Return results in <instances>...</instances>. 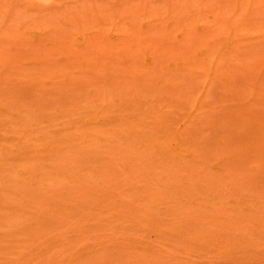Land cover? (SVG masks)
<instances>
[{"label": "rangeland", "instance_id": "rangeland-1", "mask_svg": "<svg viewBox=\"0 0 264 264\" xmlns=\"http://www.w3.org/2000/svg\"><path fill=\"white\" fill-rule=\"evenodd\" d=\"M1 33L4 35L7 33V36H5L7 37L6 45L4 44L5 49H7V51L8 49H12L9 50L11 52L20 50L15 53L17 55L23 51H30V46L28 45H32L33 43L30 44L26 39L29 40L31 36H36L38 39L43 38L45 42L48 41L46 42L47 44L42 43L43 46L41 47L40 43L41 49L38 51V49L34 47L35 50H37L39 54L43 53V56L50 55L55 57V61L62 56L63 52H59V50H61L60 47L65 45H63L65 42L68 48H77V45H79L76 50L85 46L86 41L89 40L87 44H89L90 41L95 43L99 38L102 39L103 36L104 38L106 37L107 40L104 38L102 40L107 42L100 40L103 42H101L102 45L104 42L106 45L108 44L109 47L112 46V44H118V52L120 54L114 48V46L116 47L117 45L112 46L113 49L116 50L115 52H112L114 51L112 49L108 50L106 48L108 46L103 47H105V52H107V50L113 54L117 52L121 56L120 59H117L118 61L115 59L119 58L117 56L118 54L114 57L117 62L114 60L115 63L113 62V65L121 74V77L125 76L123 79L118 77L120 78L118 80L117 76H119V74L117 71V76L115 77L117 79L114 78L116 73H113L111 69V67L113 68L112 65H110L109 70L111 69L112 76L113 74L114 76L111 77V74L109 75L111 77V82L108 80L110 84L107 80L104 82L100 81L99 78L98 83L97 79H94L96 80L94 81L90 77H86V75L90 76L89 73L86 74L88 71H83L86 75L82 73L79 74L80 78L82 75L83 79L86 77V81L82 80V82L84 81L83 83L86 82L84 84L85 86H87L88 79L91 80H88L91 86L95 82L92 87L98 84L101 85V82L105 83L106 86L104 88L110 91H108L109 95L111 94L107 96V90L104 89V96H107L105 98L106 101L108 100L110 102L109 105L107 102L105 103L104 96L102 98L103 93L100 91L98 93L95 91V88L94 92L98 94H95V97L92 96L93 98H89L90 96H88L87 91L90 85L88 84V88L85 89V86L79 83L81 81L78 82L80 85L78 89H84L83 93L85 91V95L87 94V97H85L86 99H84V94L82 92L81 94H83V96L80 98V90L77 91L79 95L76 93L79 98L76 97L77 95L74 93V90H77L78 84L76 87L73 85L75 89L73 86L69 88H72L71 90L74 89V92L71 90L68 91L69 89L67 87L64 89V92H66L65 95L70 94V92H72L71 96L75 94V97H72L73 100L70 99V101L68 99L70 102L65 98V100H62L61 93H63V90H60L65 86H62V88L58 87L57 91L59 90L61 93L59 91L56 92L61 95V99H58L59 95H55H57L58 98L56 97V99L58 101L60 100V103L62 100L59 106H56V104L50 106V103L53 101H47L49 93L54 95L55 92H51V90L55 91L54 89H56V87L46 91L47 88L51 87H47L46 85L45 87L43 85L45 90L40 88V91H37L39 90L38 87L42 85H35L36 88H38L35 91L36 94L32 92L30 98H28L29 96H25V98L27 97V103H31L29 105L36 106L42 104V106L44 105L45 107V104H47L48 106L46 109L43 107L45 111H42L43 109L41 110L39 107L37 109L38 112L41 110L40 112L44 113L43 115L41 113V116L44 118H40L41 116L37 117L34 108L33 110L29 109V111L31 110L30 113L34 111L35 114L33 113V117L39 120L34 118V121L38 122L36 125L34 124L35 126L33 125L37 127L36 131L38 137L40 135V137H42L43 135V137L45 136L44 138H50L48 140H51V138L54 139V133H52L54 131L52 130H56V127L59 126L57 127L59 132L64 129L63 133L67 130L71 131V133L69 132L71 135H69L71 138L76 139L75 137H80L82 134L81 130L87 127L83 122L87 120L93 121V118L94 120L106 118V120H110V124L102 120V124L99 127L91 126L90 128L89 126L90 132L88 131V133L90 134H88V137L91 135V140L93 141L94 139L93 146L102 149V146H111L112 142L115 144L114 141L127 143V140L128 142L131 140L134 143L130 141L131 147L128 143L127 146L130 148L127 147L123 149V151L125 150V154H127L126 151L129 152L127 159L123 160L125 157L122 158V162L125 164L120 162L121 157L119 154L120 150L122 152L121 147H118L120 149L118 151L119 154H117L118 149H116L113 144V147H110L112 150L115 148L116 151L114 150L113 153H111L112 151L109 150V147L101 151L98 149L100 151L98 154L99 157L95 155V158V156H93L94 154L90 155L91 152L89 155L86 154L88 150L81 151L85 149L81 144L80 146L83 148L80 151L82 153L86 152L83 153V158L85 157V159H87V157L89 158V156H91L90 158L93 157V159L96 160L102 157L104 161L100 159L99 162H95L97 164L94 165L95 169L94 167L93 169L91 168L92 171L88 168L89 171L83 169L84 164H82L81 171H78L79 168L75 169V171L77 174L78 172H83V176H81V173V175L78 174V176H76L77 174L73 169L78 166L73 161H70L71 158L68 157V161L75 164L74 166L73 163L69 162L70 169L73 165L71 170L76 174L74 177H70L73 176V172H71L72 174L68 173L70 174L68 176H64L63 174L65 172H63V174L60 172L62 171L60 170V166L59 169L57 168L58 166L56 167L57 170H60L59 172L62 176L68 178H62L58 171H55L54 174L57 172L59 176L57 173L54 175L52 167L48 165L49 169L51 168L52 170L50 171L47 166L45 170L50 171L52 174L49 172L47 173L45 170L44 173H42L44 167L41 168V165H39V167H34L32 164L35 162L34 164L38 165L37 161L43 164H47L48 161L49 164L56 163V160L58 162L57 155L53 153L46 152L47 155L51 154L47 156L45 152H42L44 154L41 155L38 154L39 152L41 153V151L37 150L39 151L37 152L31 150L30 155H32V159H27L30 158V156L28 157L29 154L25 155L26 158L22 156L24 159L20 158L21 160L19 159L17 162L13 163L12 161L15 160L3 159V163L0 164L1 166L4 164L3 168H6L4 161L7 162L6 165L9 161L11 162L8 164L9 166L12 165L10 168L14 167L13 164L15 166L19 164V166H16L17 168L20 167L21 164L22 167H24L23 164L26 165L27 163V165L32 164L29 165L30 168L34 167L38 170L37 172L41 173L38 174L34 168L33 170L30 169V171L33 174L35 170L38 174L37 176L35 173L33 176L30 174L31 177H25V175H23L25 172L21 175L14 172L13 174H18V180L24 178V182L22 181L23 183H21V180L16 182L17 175L15 176L16 180H14V175L11 174V172L16 170H8L10 176L13 177H10V179L7 178V174L9 173L6 171V174V169L2 171L5 175L0 172L2 178H4L3 175L6 176L4 182L10 180L8 184H11V181H15L17 184L21 183L20 186H13L12 184L15 182H12L11 186L14 187L13 189L9 187L10 185H8L7 182L6 184H3V182L0 183L1 185L3 184L2 186L5 185L3 187L4 189L2 187L0 188L2 189L0 190V264H264V208L261 207V205L264 206V173L262 168L254 167L251 159H255V157L252 158L250 154H241L240 141L238 140L239 138H237V133L234 132L236 131L234 130L236 124L234 121L236 120L235 117L233 118L234 115L230 113L234 110L232 105L235 103L233 101L235 97L232 96L235 91L245 92L248 89H254L253 86L255 85V89L257 88V90L254 89V92L257 91L256 93L258 96L257 94L255 96H252L253 94L249 95L248 99L251 100V105L256 102L254 97L258 100L261 93L260 91H262V93L264 91V0H0V44L5 42ZM36 37L34 38L36 42L33 40V37H31V39L39 44L41 40H37ZM16 38H18V41L21 38L23 42H21V44L18 42L16 43ZM23 39H25L27 43L24 42ZM108 42L111 45H109ZM122 42L134 44L132 45L133 49L131 47L130 50L129 45V47L127 45L121 46ZM23 43H26V45H23ZM79 43H81V45ZM37 46L39 48V45ZM100 46L101 44L98 47ZM43 47H46L47 51H45ZM143 47H146V49L142 50ZM64 48H67V46ZM2 49L3 48L0 47V50ZM66 50L64 49V51ZM81 50H79L80 53L84 52L83 50L81 52ZM91 50L92 48L87 51ZM100 50L103 49L101 48ZM2 51L5 50L3 49ZM9 51L6 55H11ZM70 51L71 49H68L69 53ZM35 53L36 52L32 53V56H30L36 58L38 54ZM78 53H76L78 57L75 55H72V57L75 56L80 60ZM84 53L86 54V52ZM112 53L111 55L113 57ZM33 54L35 57H33ZM57 54H60V56ZM64 54L62 57H65ZM91 54L93 55V52ZM106 54L109 53L107 52ZM3 55L4 53L1 56ZM23 55L24 54H20L21 57ZM27 55L28 53L26 56ZM111 55L109 54V58H111ZM106 56L108 59V55ZM31 57H29V60ZM41 57L40 55V58ZM53 57L52 61L54 59ZM62 57L60 61H62ZM122 57L123 59L126 58V60H123ZM65 58L64 60L66 61L71 60V57L67 59L66 56ZM85 58H88V60L93 59H89L91 57L87 56ZM106 58L105 60H107ZM37 59H39V57ZM74 59L73 57V60ZM146 59L148 61H146ZM110 60L112 61L113 59ZM111 61H109L108 64ZM116 63L121 64L117 66L115 65ZM122 64L126 66L129 65V68L132 66L133 68L129 69ZM151 65H153L154 68H152ZM129 73L131 75H129ZM96 74L98 75L97 72H94L96 76L94 78H98ZM99 74L100 76L102 75V73ZM132 75H135L139 80L134 76L130 77ZM135 79L138 81H135ZM101 80H103V78H101ZM11 83H9L10 87L15 89L12 85L16 82ZM104 83L101 85L102 87ZM99 85L98 87H100ZM15 87H19L18 84ZM20 88L22 89V84L19 89ZM9 89L7 90L9 91ZM19 89L17 90L19 91ZM41 89L48 92V95L44 92L46 94L44 96V93H41ZM11 90L12 89H10V91ZM94 92L92 95H94ZM244 92L242 93L246 96V93L250 91ZM100 93L101 96H98ZM242 93L240 92L238 96L240 97ZM41 95L42 98L46 97L47 99H43V102L47 101L48 103L44 102L43 104L40 102V100L42 101ZM65 95H63V97ZM36 96L39 98H32H36ZM261 98L262 96L260 99ZM19 99H17V101H19ZM22 99L24 102L25 99L23 96ZM28 99H30V102ZM87 99L88 101L91 100L92 103L88 106H84V103L85 105L88 104L86 103ZM34 100H38L40 103L38 104V101L33 102ZM120 100L124 102L127 100L131 103L140 101V103L137 102L138 105L135 104L137 108L139 107V114L133 111L136 107H134L135 109L133 108L131 112H127L130 110L129 107H127L129 110L125 108L127 104L124 107L127 111L124 108V111L122 108L118 107V109L114 103ZM17 101L16 103L18 104ZM26 101L25 104H22L27 105ZM20 102H22V100H20ZM96 102H100L98 104L100 106H103L105 103L107 104L106 106L111 107L110 109L106 107L108 110L101 109L100 113L98 112V114L95 115L100 108V106L96 105ZM129 103L128 106L131 104ZM263 103H261V105ZM261 105L259 106L262 107ZM18 106L21 107L20 104H18ZM132 106L133 105H131V107ZM253 107L257 108L256 110H262V108H259L256 104L253 105ZM24 108L25 110H23V113L26 115L28 108ZM146 108L152 112L149 113ZM120 109H122L121 111L124 113H120ZM156 109L157 112H154ZM143 110L146 111V114H143L147 117L146 119H148L147 115L152 117L161 112L163 115L161 120L162 126L168 128L164 130L161 129V133H159L157 128L156 130L153 129L154 127L152 128V132L148 129L149 134L150 132L151 134L154 133V130L158 132V134L155 132L156 135L154 136L155 139L157 138L156 141L151 140L152 142H158L160 147H167L170 146L168 144L170 140L172 143L180 141V139L170 137L168 134V130L176 129L179 132L180 138L184 140V146L176 147L173 153L183 156V154L188 152V148L193 149L194 147H199L200 152L204 148L205 150L203 149V151L207 150V154L209 152L210 155H213V157L211 156L212 158L219 157V160L221 158L225 160L223 163L224 167L222 166V172L216 174L218 172L212 170L211 167L198 165L196 168L192 167L189 170H178V173L177 171H173L172 175H170V170H172L169 166L170 161L157 160V163H164L163 165L166 163L169 164L170 170L168 169L166 171L168 174L170 172L168 176L176 175L172 178H168L167 176V180L164 181H169L170 179V184L164 182L167 186L163 188L162 186H165V184L163 185L161 182L166 178L167 173L165 172V177L164 175L161 177L159 172L163 171L164 173V169H167L168 166L166 165L167 168H164L165 166L162 167L159 163L160 170L157 163L155 162L156 165H154V161L152 162V160H150L158 159L159 155H157V151L150 146L151 143L150 145L148 144L150 140L147 142L149 139L148 136H150V138L152 137L148 134V130L146 131L148 139L141 138L143 136L145 137V131L142 133V129H144L143 126H137V129L140 128L141 132L140 130H136L135 127V132L138 131L137 134H142V136H137V134H131V136L126 131H123V133L126 132V137L123 135L124 138L122 137V139H120L122 134L119 133L125 130V122L129 121L133 123L131 118L135 115L134 112L139 118L145 119V117L142 116V112L144 113ZM30 113H27L28 116ZM128 113H132L131 116ZM39 114L40 113H38V115ZM99 114L102 119H100ZM30 115H32V113ZM84 118L86 119L82 122ZM118 118L120 121L116 120ZM30 119L31 123H36L32 122L31 116ZM121 119H125L123 120L125 122L122 128L120 122L123 121H121ZM150 119L151 118H149L148 121H150ZM111 121H119V124L114 122L112 124L114 125L113 127ZM82 123L83 125H81ZM52 124H54V126L56 125L55 128H53L54 126L51 127ZM116 124L119 125V129H122H120L121 131L118 130ZM81 126H83V128H81ZM115 126L117 127L116 129ZM148 126L152 127V125L150 126L149 124ZM148 126L145 128L147 129ZM60 128L62 129L60 130ZM35 134L36 132L33 135ZM60 134L63 135L62 133ZM85 134H82L81 137L87 136ZM127 134L129 138L133 137L137 142L133 138H127ZM164 135L168 137L165 138ZM79 137L77 139H79ZM137 137L143 140L140 142L141 144L143 142L147 143L148 146L153 149L152 151H156V153L149 151V147L147 145L145 147L144 143L138 145L140 139ZM84 139L90 140L89 138ZM91 140L89 141L90 143L92 142ZM126 143L120 144L123 145L122 148H124ZM89 147L91 149V144ZM92 150L95 151V148ZM32 151L40 156L37 154V156H34V154H32L34 152ZM141 151H145L146 154ZM146 151H149V155ZM203 151L201 152L202 155ZM96 152L97 150L95 153ZM114 152L120 157V161ZM78 153L76 152V154ZM130 153L134 154L132 155ZM60 154H62L61 151ZM125 154L122 152L121 156H125ZM136 154H138L143 161L137 163L134 158L131 162L129 156L133 158L137 156ZM204 154H206V152H204ZM52 155L53 157L50 159ZM115 156L118 161L114 159ZM244 156L249 159H244V161L247 160L248 163L243 162ZM37 157L39 159H37ZM76 157L78 156L76 155ZM112 157L115 161H113ZM49 159L53 160V162ZM79 159L86 162V160H83L81 157L78 159L76 158L75 162H78ZM223 159H221V162ZM88 162H90L89 159L86 163ZM254 163L257 165L255 161ZM88 164H91L88 165L89 168L93 166L92 161ZM126 164L131 165V167ZM135 164H137V168L140 166V169L142 168L143 170H135L133 167ZM53 165L55 166V164ZM69 165L67 167H69ZM172 165L173 164H171V166ZM9 166H7V169ZM85 167H87V164ZM155 168L158 169L160 178L159 176L156 177V183L154 182L155 185H153L154 177L152 176L153 178H149L148 175H153L155 172L153 173L152 170L155 171ZM177 169L179 168H176V170ZM144 170L146 171L144 172ZM148 170L152 172L150 173L149 171L148 173ZM86 172L92 173L91 175L89 174V176H85V174H87ZM155 175L156 174H154V176ZM151 179L153 180L150 181ZM157 179L159 182H157ZM1 181H3V179ZM146 183H149V186L151 185L150 187H152V190L153 186H155L154 188L156 189V185L161 183L160 186L162 185L161 187L165 192L163 190V193L160 194L159 192H161V189H159V186L157 192L154 190L152 192L150 188L148 189L149 186L146 187ZM6 186H8L10 190H8ZM176 186L177 188L179 187V189L175 188ZM5 187L7 190H5ZM167 187L170 188V190L167 191ZM145 190L148 191L147 193L150 196H154V198H145V196H147ZM154 192L160 195L154 194ZM214 197L219 199L220 204L221 201H223V204L225 203L224 210L219 208L221 212L218 211V209L214 211L216 216L218 215L217 213H219L222 219L219 216L216 219V216L212 219L214 216L212 215L211 217L210 211L212 210L210 209L209 211L207 208L208 204L204 203L205 201L217 202V199L216 201L215 199L212 201L209 200ZM238 197L240 199L244 198L247 202L246 205L248 204L247 206L251 207H248V209L250 208L249 210L252 209L254 204L257 205L258 201L254 200H259L263 204L258 202L259 204L257 206L261 205L259 207H253L252 210H254V213L252 216L248 209L247 211H243L246 210L243 207L242 210L239 209L241 210L239 212V210H237L239 206L236 207L234 203L232 204H234L235 207L233 206V208H231L232 205H230V203L232 201H229L231 199H238ZM155 198H160L158 201L156 200V204L155 201L154 203L152 202ZM199 201L203 202L199 203ZM252 201H254V204ZM195 202L196 206L198 205L197 203H199L201 207L198 208L199 206H197V208H194L195 204L193 203ZM220 204L218 203V207ZM202 205L205 209H202ZM210 205L211 203H209L208 207ZM212 208H214V205ZM195 209L197 212L203 213V215L204 213H208L210 218H203L200 215L201 219H194L191 215L193 214L192 211ZM231 209L234 210L232 211ZM236 210L238 212H235ZM189 212H192L191 215L187 214L188 217L185 215V217H187L185 218L184 213ZM197 212L195 211V213ZM195 213L193 215H195ZM256 213H259V216ZM232 214L234 216L238 215L241 221L239 218L238 222L235 219H233V221H231L232 219L228 221L227 219L225 220L227 216L228 219L230 218L229 216H233ZM248 214H250V216L247 217ZM255 214L257 218L259 217V220L257 219L258 222L256 218H254L257 223L253 222ZM224 216L225 218L223 219ZM243 216L247 218L244 217L242 221ZM250 217L252 219H249ZM99 219L102 220L99 221ZM239 230H243V232L246 230L244 234H247V239L243 232H239ZM237 235L239 237H237ZM241 236L244 238H240Z\"/></svg>", "mask_w": 264, "mask_h": 264}, {"label": "bare ground", "instance_id": "bare-ground-1", "mask_svg": "<svg viewBox=\"0 0 264 264\" xmlns=\"http://www.w3.org/2000/svg\"><path fill=\"white\" fill-rule=\"evenodd\" d=\"M2 34V33H1ZM7 33H5V35L4 34H2V38H4V41H1V42H4V43H1L0 44V47L1 48H3L5 51H7V49H5V45H6V39H7V37H5V36H7L6 35ZM4 35V36H3ZM1 37V36H0ZM31 37H33V40H34V38L36 37V36H31ZM31 37H30V39H31ZM100 37H102V36H100ZM19 38V37H18ZM18 38H16L17 39V41H16V43L18 42L19 44H21V42H23L22 40H21V38L19 39V41H18ZM40 38V37H39ZM104 38V36L102 37V39ZM1 39V38H0ZM30 39L28 40V39H26L28 42H30V44H35V45H28V46H30V51L29 52H20L19 53V55H17V54H15V53H17V51L19 52L20 50H14V52H13V55H15V56H13L12 55V52L11 51H9V50H12V49H8V51L11 53V55H6L7 54V52H5V51H2V50H0L1 52H0V54L2 55L3 53H4V55L3 56H1L0 55V164L1 163H3V159H5V160H15V161H12V163L13 162H17L20 158L21 159H24L23 157H25L26 158V156L25 155H28V157L30 156V158H27V159H32V155H30V151L31 150H35V151H37V150H39V151H41V153L39 152V151H37V152H39L38 154H44V153H42V152H45V155H47V153H53V154H55V155H57V157H58V162H57V160H56V163H57V165H56V163H51V162H53V160H50V159H52V157H53V155L51 156V158L49 159L51 162V164H49V161H48V163L45 165V164H43V163H39L40 161H37L38 162V165H35L34 163H32L33 165H34V167L36 166V167H39V165H41L40 167L41 168H43L42 170V173H44V170L46 169L45 167L48 165V166H50V167H52V169H53V174H54V172L55 171H58V173H62L63 174V172H65V173H67V174H63L64 176L65 175H70V174H68V173H71V172H73V170L75 171V169H77V168H79L78 169V171L80 170L81 171V169H82V164H84L83 165V169H86L87 171H89L88 169H90V171H92L91 170V168L93 169V167H94V169H95V164H97V163H95V162H99V160L100 159H102L101 161H104L103 160V158L102 157H100V159H96V160H98V161H96V160H94L93 159V157L92 158H90L91 156H89V158L87 157V155H89L90 154V152H91V154L90 155H93V156H97L99 153H100V151L103 149L104 150V148L106 149L107 147H109V150L110 151H112L111 153H113V151L115 150V148L116 149H118L117 150V152L120 150L118 147H121V149H122V152H123V154H125L124 153V151H123V149H125V148H130L131 146H130V141L128 142V140H127V143L126 142H121V140H120V142L121 143H123V144H125L126 143V145H124V148H122L123 147V145H120L121 143H119V141L117 142V141H114L115 142V144L112 142L111 143V146H112V144H113V146L115 147L113 150H112V148H110L111 146L110 145H106V146H102L103 148L102 149H100V147L98 148H96V146H93L92 144L94 143L93 141H94V139H93V141L91 140V137L89 136L88 137V134H90V133H88V131L90 132V128H91V126L92 127H99V126H101V124H102V120H105V121H107L108 123L110 122V120H106V118L104 119H102V117H101V115L99 116L100 117V119H102V120H98V119H96V120H94V118H93V121L91 120V121H89V120H87V121H85V119L87 118H84V119H82V122H83V120L85 121V122H83L85 125H87V127H84L83 128V126H81V128H83V130H81V132H82V134L84 135L85 133V135H87V136H83V137H81V135H80V137H81V140H80V137H79V139H77L78 137H75L76 139H74V138H71V131H66L65 133H63L64 132V130L62 131L61 129L62 128H60V130L62 131H60L59 132V130L57 129V127H59V126H57L56 127V130H52V128H51V130L52 131H54V132H52V133H54V139L53 138H51V140H48V139H50V138H44L43 137V135H42V137H38V134H37V131H36V129H37V127H34L36 124H37V122L39 121L37 118H35V117H33V113H34V111H36V114H37V117L38 116H41V113L42 112H40L42 109V111H45L44 110V108L46 109V107H48L47 106V104H45L46 106L44 107V105L42 106V104L41 105H29V104H31V103H27V101H26V99H27V97L28 98H30L31 96H32V92L33 93H35V91H36V89H38L39 88V90H37V91H40V88H42V89H44L45 90V87L47 86V87H51V88H47V90L46 91H48V90H50V89H52L53 87L55 88L56 87V89H54L55 91H52L51 90V92H55L54 93V95L52 94V93H49V97H47V99H46V97H43L42 98V95H41V99H42V101L40 100V102L41 103H43L44 104V102H46V103H48L49 101H53V102H56V103H53V102H51L50 103V106L51 105H53V104H56V106H59L61 103H62V100H65V99H67V101L68 102H70L71 100L70 99H72L73 100V98L72 97H75L74 95L77 93V91L78 90H80L79 92H80V98L83 96V94H84V99H86L85 97H87L86 95L88 94V96H90L89 98H91L92 96L93 97H95V94H98L99 93V91L100 92H102L103 94H102V98H103V96H104V94H105V92H104V89L105 90H107L106 88H104L106 85H105V83L104 82H106V80H107V82H108V80H110L109 82H111V77H113L114 76V74H113V76H112V71H113V73H116V69L114 68V63H115V61L117 60V59H120L121 58V56L119 55L120 53L118 52L119 50H118V48H119V45L118 44H114V45H117L116 47L112 44V46H114V48L117 50V52L119 53H117L116 52V54H113L112 52H115L116 50L115 49H113V47L112 46H110V47H112V48H110L109 46H108V44L106 45L105 44V42H107V41H105V40H102V39H98V40H96L95 41V43L93 42V41H90V43L89 44H87V42H89V40L88 41H86V43H85V46H82V48H79L78 50H76L78 47H79V45H77L78 47L77 48H75V47H71V48H68V45H67V43L65 42V43H63V47H60V49L61 50H59V52H63V54L65 53L66 54V52H67V54L65 55L64 54V56L66 57L67 56V59H69L70 57V61H66V60H64V58L65 57H62L63 56V54H62V56H60V54L58 55V56H60V58L62 57V61H60L61 59L60 58H58L57 59V57H56V61H55V57H53V56H50V55H45V53H44V55L45 56H43V53L42 54H39V53H37L41 48H40V43H41V47L43 46L42 45V43L44 44V43H46V42H48V41H46L45 42V40L43 39V38H41V39H38L37 37H36V39L37 40H41L40 42H39V44H37V43H35L36 42V40H34V41H32V39H31V41H30ZM104 39H106V37L104 38ZM21 40V41H20ZM24 40V42H26V40L25 39H23ZM44 40V41H43ZM93 40V39H92ZM100 40H102V41H105L104 42V44L102 45V41H100ZM107 40V39H106ZM61 41V40H60ZM102 42V43H101ZM27 43V42H26ZM26 43H23V45H26ZM51 43V42H50ZM92 43V44H91ZM96 43H97V46H96ZM99 43V44H98ZM109 43V42H108ZM3 44V45H2ZM5 44V45H4ZM29 44V43H28ZM47 44V43H46ZM80 45H81V43H79ZM91 44V45H90ZM93 44H95V45H93ZM101 44V48L103 49V50H100L101 48L100 47H98L99 45ZM124 44V45H123ZM2 45V46H1ZM37 45H39V48H38V46ZM88 47H87V46ZM109 45H111L110 43H109ZM130 46V50H131V47H132V45H134V44H128V43H126V42H122L121 43V46ZM4 46V47H3ZM65 46H67V48L70 50L71 49V51H74V52H71L70 51V53L68 52V49L67 48H64ZM92 46V47H91ZM103 46H108V47H106L108 50L109 49H112V50H114V51H112V52H109L108 50H107V52L111 55V53L113 54V57H112V55L110 56L111 58H109V54H106L107 52H105L104 50H105V47H103ZM128 46V47H129ZM32 47H33V49H32ZM34 47H36L37 49H38V51L37 50H35V48ZM89 47H91L92 48V50L91 51H87V50H90L91 48H89ZM94 47V48H93ZM97 47H98V49H97ZM74 48V49H73ZM89 48V49H88ZM43 49L45 50V51H47L46 49V47L44 48L43 47ZM64 49L66 50V51H64ZM73 49V50H72ZM84 51V52H86V54L84 53V52H82V50ZM84 49H87V50H84ZM94 49V50H93ZM132 49H133V47H132ZM144 49H146V47H143V49L142 50H144ZM35 50V51H34ZM79 50H81V52L82 53H80V51ZM97 50H98V52H97ZM16 51V52H15ZM31 51H32V53H34V52H36L38 55H36V58H32L31 56H32V53H31ZM94 51H95V53H94ZM206 51V50H205ZM204 51V52H205ZM79 52V53H78ZM93 52V55L91 54ZM28 53V55L26 56V54ZM35 53V54H36ZM68 53H69V55H68ZM73 53V54H72ZM76 53H78V55H79V58H80V60L79 59H77L76 57H78V56H76L77 54ZM143 53V52H142ZM20 54H24L22 57L20 56ZM87 54H89V55H87ZM96 55V57H95V55ZM104 54V55H103ZM108 55V59L106 58L107 56L106 55ZM118 54V55H117ZM202 54H203V52H202ZM31 55V56H30ZM40 55L44 58H40ZM72 55H75V56H73L75 59L73 60V57H72ZM82 55H84L85 57L87 56V57H91V58H89V59H94V61H93V59L92 60H88V58H85L84 56H82ZM91 55V56H90ZM118 56L119 58H115L114 59V57L115 56ZM7 56V57H6ZM10 58H9V57ZM20 56V57H19ZM31 57V59L29 60V57ZM50 56V57H49ZM95 58H94V57ZM104 56V57H103ZM25 57H26V59H25ZM33 57H35V55L33 54ZM39 57V59H37ZM52 57L54 58L53 59V61H52ZM69 57V58H68ZM84 58V59H82V58ZM98 57V58H97ZM20 58H22V59H20ZM28 58V59H27ZM50 58H51V60H50ZM105 58L107 59V60H105ZM43 59V60H42ZM66 59V58H65ZM86 59H87V61L89 62H87L86 61ZM110 59H113L112 61L110 60ZM122 59H123V57H122ZM125 60H126V58H124ZM123 59V60H124ZM75 60H79V61H75ZM82 60V61H81ZM115 60V61H114ZM128 60V59H127ZM91 61V62H90ZM109 61H111L109 64H108V62ZM118 61V60H117ZM116 61V62H117ZM121 61V60H120ZM146 61H148L147 59H146ZM263 61H264V59H263ZM114 62V63H113ZM123 62V61H122ZM121 62V63H122ZM125 62V61H124ZM127 62V61H126ZM121 63H116L115 65H119V64H121ZM128 63V62H127ZM264 63V62H263ZM126 64V63H125ZM125 64H122V65H125ZM109 65V66H108ZM110 65H112L113 66V68L111 67V69H112V71H111V69L109 70V67H110ZM127 65V64H126ZM125 65V66H126ZM108 66V67H107ZM127 68H129V65L128 66H126ZM151 67L152 68H154L153 67V65H151ZM133 67L132 66H130V68L129 69H132ZM98 70V71H97ZM115 70V71H114ZM86 72V71H88L86 74H90V76L88 75H86L84 72ZM111 71V72H110ZM94 72H97L98 73V78H94V77H96L95 75H94ZM80 73H82V74H85L86 75V77H90L91 79H97V82H98V79L100 80V81H104V82H101L100 84L102 85L103 83H104V86L102 87L101 85H99L100 87H98V85L95 87H92L93 86V84L95 83H93L92 84V86L89 84L90 82L88 81V80H90V79H88L87 80V86H85L84 84L86 83H83L82 82V80H85L86 81V77H84V79H83V75H82V77L80 78L79 77V74ZM92 73V74H91ZM99 73H102V75L100 76V74ZM117 73L119 74V76H117ZM117 73H116V75L114 76V78L117 76V78L118 77H120V78H122L123 79V77H125V76H123V74H122V76L123 77H121L120 75V73L117 71ZM130 73H131V70H130ZM129 73V75H131ZM104 74V75H103ZM111 74V75H110ZM111 77H110V76ZM128 75V76H129ZM78 76V77H77ZM100 76V77H99ZM135 77L136 79H138L135 75H132V76H130V77ZM101 78H103V80H101ZM113 78V79H114ZM117 78H115V79H117ZM120 78H118V80L120 79ZM129 78V77H128ZM135 79V81H138V80H136ZM15 80V81H14ZM118 80H116V81H118ZM129 80H132V79H129ZM16 82L15 84H13L12 86L16 89V91H15V89H13L12 87H10V84L9 83H14V82ZM79 81H81V82H79ZM91 81V80H90ZM94 81H96V80H94ZM113 81V80H112ZM82 85H84L83 87L85 88V89H87L88 88V84L90 85L89 86V88H88V91H89V93H88V91H87V94L85 95V91H84V93H83V90L84 89H78L79 87H80V85H79V83ZM108 82V83H109ZM11 83V84H12ZM99 83V82H98ZM118 83V82H117ZM245 83V82H244ZM263 83H264V81H263ZM262 83V84H263ZM8 84H9V86H8ZM17 84H18V86L19 87H21V84H22V89L20 90L19 89V87H15V86H17ZM20 84V85H19ZM40 84L42 85L41 87H38V88H36V86H40ZM77 84L79 85L78 87H77V90H74L75 89V87L77 86ZM110 84V83H109ZM114 84H116V83H114ZM36 85V86H35ZM43 85L45 86V87H43ZM71 85V86H70ZM73 85H75V87L73 86ZM111 85H113V84H111ZM111 85H109V86H111ZM62 86H65L64 88H62ZM73 86V90L75 91H73V90H71V89H69L70 87H72ZM117 86V85H116ZM6 87H8V88H6ZM34 87H35V89H34ZM58 87L60 88H62L60 91H62L63 90V93H61L59 90V92L62 94V100H61V103L56 99V97H57V95H59L57 92V89H58ZM68 88L67 90L68 91H73L75 94H73V96H71V94H72V92H70V94H67V95H65L66 94V92H64V89L65 88ZM90 87H92V88H90ZM112 87V86H111ZM255 85L253 86V88L255 89ZM12 89L11 91H10V89ZM96 90H95V89ZM98 88V89H97ZM101 88H102V91H101ZM261 88V87H260ZM7 89H9V91L7 90ZM17 89H19V91L17 90ZM41 89V90H42ZM93 89V90H92ZM110 89V88H109ZM252 89V88H251ZM251 89H248L250 92H247L248 90H246L245 92L244 91H240L241 93L242 92H244V93H249V94H247L246 93V96H248V97H246L243 93L242 94H240L241 96L239 97L238 96V94L240 93V92H238V90L237 91H235L234 92V94H233V96L232 97H235V100H233L235 103L232 105L234 108V110H232L230 113H232L234 116H233V118L235 117V120L236 121H234L236 124H235V127H234V130H236V131H234V132H236L237 133V138H239L238 140L240 141L239 143H240V146H241V154L242 155H247V154H250V156L253 158V157H255V159L253 158V159H251L252 160V163L254 164V167H258V168H262V170H263V173H264V91H263V93H262V91H260L261 93H262V95H261V93H260V97L262 96V98L260 99V97L258 98V100L257 99H255V97H254V100H256V102L257 103H259V100H260V103L259 104H257L256 102L253 104V105H257L259 108H262V110L260 109H258V110H256L257 108H254L253 107V105H251L252 103L250 102L251 100L250 99H248L249 98V95H252V96H255L257 93V91L256 92H254V89H252V91H251ZM94 90L95 91H97L96 93L94 92ZM255 90H257V88L255 89ZM57 91V92H56ZM67 91V92H68ZM109 90H107L106 91V95L107 96H110L109 95V92H108ZM124 91V90H123ZM45 91H43L42 90V92L41 93H44ZM81 92L83 93V94H81ZM94 92V95H92V93ZM108 92V93H107ZM112 92V91H111ZM237 92H238V94H237ZM38 93H40V92H38ZM40 93V94H41ZM45 93H47V95H48V92H45ZM43 94L44 96L46 95V94ZM69 93V92H68ZM255 93V94H254ZM36 94V93H35ZM34 94V95H35ZM55 94H57V95H55ZM78 94V93H77ZM76 94V95H77ZM89 94H91V95H89ZM236 94V95H235ZM39 95V94H38ZM37 95V96H38ZM51 95H53V96H51ZM63 95H65L64 97H63ZM70 95V96H69ZM79 95V94H78ZM78 95L76 96L77 98H79L78 97ZM245 97H244V96ZM22 96L24 97V99H25V101H26V103H27V105H23V104H25V101L23 102V99H22ZM25 96H27L26 98H25ZM36 96V98L35 97H32L33 99H37V98H39V97H37ZM68 98H67V97ZM98 96H101V93L98 95ZM107 96H104V101H105V103L107 102V104L109 105L110 104V102L107 100L106 101V98L105 97H107ZM257 96H258V94H257ZM257 96H256V98H257ZM53 97V98H52ZM92 97V98H93ZM19 98H21V99H19ZM52 98V99H54V100H50V99ZM58 98V97H57ZM65 98V99H64ZM88 98V99H89ZM246 98V99H245ZM17 99H19V101H17ZM43 99L44 100H47V101H44L43 102ZM58 99H61V95H59V98ZM70 101H69V100ZM88 99H87V101H88ZM233 99V98H232ZM246 101H245V100ZM20 100H22V102H20ZM30 99H28V101H29ZM58 102H57V101ZM248 100V101H247ZM16 101L18 102V104H20V106L21 107H19L18 106V104L16 103ZM36 101H38V100H34L33 102H36ZM66 101V102H67ZM86 101V103H88V104H86L85 105V103H84V106H88L89 104H91L92 102H91V100H89L88 102ZM127 100H125V102L123 101V100H120L119 102H117L118 103V105H117V103H114L115 104V106H117V108L119 107V108H124L125 106H126V104H127V106L125 107L126 109H128L127 107H129V111H127L125 108V110L127 111V112H131L132 110H133V108L134 107H136V109L135 110H133V111H135V112H138V110H139V107L137 108V106L135 105V104H137V102L138 103H140V101H136V103L135 102H133V103H131L130 101H127ZM262 101V102H261ZM30 102V101H29ZM32 102V101H31ZM39 101L37 102L38 104L40 103ZM131 104H130V103ZM23 103V104H22ZM36 103V104H37ZM100 102H96V105H98ZM104 103V105L102 106V108H101V106L100 105H98V106H100V108H99V110L97 111V113L95 114V115H97L98 114V112L100 113V110L101 109H105V110H108V108L106 109V107H109V109H110V107L111 106H106L107 104H105ZM128 103L130 104L129 106H128ZM251 103V104H250ZM261 103H263L262 105H261ZM22 104V105H21ZM33 104V103H32ZM131 105H133L132 107H131ZM138 105V104H137ZM259 105H261L262 107H260ZM23 106V107H22ZM32 106V107H31ZM41 106H42V108H41ZM55 106V105H54ZM98 106H96V107H98ZM104 106H105V108H104ZM24 107H26V109L28 110V112L27 113H30V111H29V109H32L33 110V108H34V111L33 112H31L32 113V115H30L29 114V116H28V114L26 113V115H25V113H23L24 111L23 110H25V108ZM30 107V108H29ZM35 107H36V110H35ZM38 107H39V109H41V110H39V112L37 111V109H38ZM44 107V108H43ZM256 107V106H255ZM22 108H24V109H22ZM118 108V109H119ZM132 108V109H131ZM22 109V110H21ZM84 109H88V108H84ZM122 109H120V111L122 110ZM124 109H123V111H124ZM148 111H149V109L148 108H146ZM145 109V110H146ZM102 110V111H103ZM114 110H116V109H114ZM137 110V111H136ZM146 110V111H147ZM117 111V110H116ZM119 111V112H120ZM144 111V110H143ZM146 111H144V113L142 112V116H144L146 113ZM40 113L39 115H38V113ZM85 112V111H84ZM118 112V111H117ZM127 112H125V113H127ZM134 112V114L136 115V113ZM140 112V113H141ZM150 112H152V111H149V113ZM154 112H157V109L156 110H154ZM120 113H124V112H120ZM24 114V115H23ZM35 114V113H34ZM44 113H42V115H43ZM129 114V113H128ZM132 114V113H131ZM131 114H129L130 116H131ZM138 114H139V112H138ZM144 114V115H143ZM129 115H128V119H129ZM134 115V116H135ZM25 116V117H24ZM27 116V117H26ZM30 116H31V118H32V122H36V121H34V118L36 119V120H38L36 123H31V119H30ZM34 116H36V115H34ZM133 116V117H134ZM148 116V119L149 118H151L150 119V121H148V119H146L147 117L146 116H144L145 117V119H141V118H139L138 117V115H136L134 118L132 117L131 119L133 120V123L132 122H129V121H127V122H125V121H123V120H125V119H121V121H123V122H120V124H121V128H122V126L124 127V122L126 123L125 125V127H124V129L125 130H122L121 128V130L119 129V125H117V124H119L118 122L120 121V117L118 118V119H116V120H119V121H117V122H115V123H117L116 124V126H118V130L119 131H121L122 133H119V134H122V136L120 137V139H122V137H123V135H125L126 134V132L129 134V135H135V134H137V132L140 130V128L139 129H137V126H143L144 127V129H146L145 127L146 126H148V124L151 126L152 125V127H147V129L146 130H144V129H142V133H144V131H145V137L143 136V137H141L142 139H144V138H147L148 139V137H149V139L147 140V142L150 140H155L156 141V139H155V130H156V128L159 130V133H161V131L162 130H164V129H168V128H166V126H162L163 124H162V117H163V115L161 114V112L158 114V115H154V116H152V117H149V115H147ZM115 117H117V116H115ZM156 119H155V118ZM40 118H44V117H40ZM96 118V117H95ZM123 118H125V117H123ZM30 119V120H29ZM154 119V120H153ZM126 120H127V117H126ZM147 120V121H146ZM100 121V122H99ZM105 121H103V122H105ZM107 122H106V124H107ZM112 123H111V125L114 123L113 121H111ZM129 122V123H128ZM83 123L81 124V125H83ZM123 123V124H122ZM35 124V125H34ZM110 124V123H109ZM34 125V126H33ZM58 125V124H57ZM84 125V126H85ZM132 125V126H131ZM52 126H54V124H52L51 125V127ZM56 126V125H55ZM55 126L53 127V128H55ZM89 126H90V128H89ZM113 127H114V125H112ZM115 126V129L117 128ZM135 127H136V130H138V131H136L135 132ZM154 127V128H153ZM152 128L153 129H155L154 130V133H152L151 134V132L153 131L152 130ZM67 129V128H66ZM69 129V128H68ZM112 129V128H111ZM148 129H150V134H149V130ZM162 129V130H161ZM71 130V129H70ZM86 130V131H85ZM148 130V134L149 135H151L152 137L150 138V136H146V134H147V131ZM123 131H126L125 133H123ZM36 132V134L35 135H33L34 133ZM70 132V133H69ZM84 132V133H83ZM140 132H141V130H140ZM139 132V133H140ZM60 133H62L63 135H61ZM157 134H158V132H156ZM235 133V134H236ZM70 134V135H69ZM79 134V133H78ZM127 134V138H129V135ZM147 134V135H148ZM168 134H169V136L170 137H174V138H177V139H180V141H176V142H174V143H172L171 142V140L170 141H168V144L170 145V146H167V147H165V146H162V147H160L159 146V144H158V142L156 143L155 141L154 142H148V144L150 145V143H151V147L152 148H154L156 151H157V155H159V158L158 159H150V160H152V162L154 163V165H156V161L157 160H169V161H167V162H169V164L168 163H166L165 165H163V164H161V162H158L157 163V165L159 166V163H160V166H162V167H164V168H167V166L169 165L170 167H171V169L172 170H170L169 168V166H168V168L167 169H164V168H162V169H164V173H163V171H161V172H159L158 171V169L157 168H155V171L154 170H152L153 171V173L154 174H156L155 176H154V174L153 175H148V177L150 178V177H152L153 179H151L150 181H152L153 180V183L155 182L156 183V180H155V178L156 177H158L159 175V173H160V176L162 177L164 174H166V178L165 179H163L164 177H165V175H164V177L162 178L163 179V182H161V183H163V185L165 184L164 182H168L169 184H170V179H169V181H164V180H167V176L170 174V172H171V174L170 175H172V172L173 171H177V173H178V170H189V169H191L192 167H195L196 168V166H198V165H201V166H209V167H211V169L212 170H214L215 172H218V173H216V174H220L221 172H222V170H223V167H224V165H223V163H224V159L223 158H221V159H223L222 160V162H221V159L219 160V157H215V158H212L213 157V155H210V153L208 152V154L210 155H208L207 154V150L206 151H203V149H202V151H203V155H202V151L200 152V149H199V147L198 148H196V147H194L193 149H190V148H188V152L186 153V154H183V156H179V155H176L175 153H173V151H174V149L176 148V147H182V146H184V140L183 139H181L180 138V136H179V132H178V130H176V129H173V130H168ZM131 135V136H132ZM142 136V134H137V136ZM52 136V137H53ZM124 137H126V135L124 136ZM123 137V138H124ZM135 137V136H134ZM164 137L165 138H167L168 136L167 135H164ZM84 138H89L92 142L90 143L89 141L90 140H86V139H84ZM133 138V137H132ZM132 138H129V139H132ZM138 138V137H137ZM136 138V139H137ZM141 138L139 137L138 139H140V141H138L139 143H138V145L140 144V145H142L140 142H142L143 140H141ZM154 138V139H153ZM83 139H84V141H83ZM134 139V138H133ZM135 140V139H134ZM146 140V139H145ZM144 140V141H145ZM182 140V141H181ZM124 141H126V140H124ZM136 142H137V140H135ZM88 143H89V145L91 144V149H90V147H89V145H88ZM117 143V144H116ZM119 143V144H118ZM128 143H129V146H127L128 145ZM131 143H134V142H132L131 141ZM82 144V146L83 147H85V149L84 150H81L82 148H81V145ZM145 144V147H146V145L148 146V144L147 143H144ZM37 145V146H36ZM36 146V147H35ZM80 146V147H79ZM112 146V147H113ZM132 146H134V145H132ZM137 146V145H136ZM92 147H94L95 148V151L97 150V152L95 153V151L94 150H92V149H94V148H92ZM140 147V146H139ZM149 147V146H148ZM147 147V148H148ZM151 147H149L148 149H150L149 151H151L152 153L153 152H155L156 153V151H152L153 149L151 148ZM79 148V149H78ZM135 148H138V147H135ZM141 148V147H140ZM100 151H99V150ZM141 149H143V148H141ZM86 151V150H88V152L86 153V152H83V153H86L85 154V156L87 157V159H85V157L83 158V153L81 152V151ZM92 150V151H91ZM108 150V149H107ZM108 150V151H109ZM205 150V149H204ZM60 151L62 152V154H60ZM116 151V150H115ZM149 151H146V152H148V155H149ZM32 152H34V151H32ZM47 152V153H46ZM76 152L78 153V154H76ZM121 150H120V154H119V152L117 153V154H119L120 155V157H121V161L119 160L120 159V157L119 156H117V154L115 153V155L118 157V160L121 162V163H123V164H125L124 162H122L123 160H125V159H127V156H128V153L129 152H127L126 151V153L127 154H125V156H121ZM141 152H143L144 154H146L145 153V151H141ZM199 152V153H198ZM204 152H206V154H204ZM75 153V154H74ZM154 153V154H155ZM201 153V154H200ZM32 154H34V156H37L38 154L37 153H32ZM37 154V155H36ZM50 154V155H51ZM130 154H134V153H130ZM253 156H252V155ZM49 154L47 155V156H50ZM76 155L78 156V157H76ZM80 155V156H79ZM137 156L136 157H130L129 156V158L131 159L130 161L132 162L133 160L132 159H136L135 161H137V163L140 161H143L142 159H140V157H139V155L138 154H136ZM148 155H147V158H148ZM150 155H152V154H150ZM23 156V157H22ZM38 156H40V155H38ZM44 156V155H43ZM96 156H95V158H96ZM101 156V155H100ZM116 156L114 157V159H116V161H118L117 160V158H116ZM212 156V157H211ZM71 158V160L70 161H73L78 167H76V168H74L73 170H71L72 168H73V165L75 166V164L73 163V162H70V161H68V159L69 158ZM78 159L79 157H81L83 160H86V162L88 161V159H89V161L90 162H88V163H91V161H92V165L93 166H90V168L88 167V165H91V164H88V163H86L85 161L83 162V161H81V159H79L80 160V162H82V163H80L79 162V160H78V162H75L76 160V158ZM97 157H99V155L97 156ZM123 157H125L123 160H122V158ZM138 157V158H137ZM151 157V156H150ZM111 158V157H110ZM151 158H153V157H151ZM20 159V160H21ZM37 159H39L38 157H37ZM54 159V158H53ZM55 159H56V156H55ZM54 159V160H55ZM91 159V160H90ZM93 159V160H92ZM105 159V158H104ZM112 159H113V157H112ZM113 159V161H115ZM137 159H139V160H137ZM244 159H247V157H245L244 156V158H243V162H247V160H249V159H247L246 161H244ZM106 160H108V159H106ZM110 160V159H109ZM129 160V159H128ZM172 160V161H171ZM250 160V161H251ZM45 161V160H44ZM127 161V160H126ZM254 161L257 163V165L254 163ZM5 162V166H6V168H3V165L4 164H2V166L0 165V172L1 173H3L2 171H4L5 169V172L6 171H8V170H10V171H12V170H16V171H13V172H11V174L12 175H14V178L12 177V176H10V172L8 171V173L9 174H7V172H6V174H7V178H9L10 179V177H12L14 180H16V175H17V181L16 182H18V181H20L21 183H23L24 182V178L23 179H20V180H18V174L19 175H21L22 173H27V174H23V175H25V177H31V175L30 174H32L31 173V171H30V169L31 170H33V168L34 167H31L30 168V166L29 165H32V164H29V165H27V163H26V165H24L23 164V166L24 167H22V164H21V166L20 167H17L16 168V166H19V164H16V166L13 164V166L14 167H12V168H10L11 166H9L8 164L9 163H11L10 161H9V163L6 165V161H4ZM37 162H36V164H37ZM46 162V161H45ZM55 162V161H54ZM69 162L70 163H73V165H72V168L70 169V165H69ZM94 162V163H93ZM156 162V163H155ZM59 163V164H58ZM101 163H103V162H101ZM135 163V162H134ZM146 163V162H145ZM248 163V162H247ZM53 164H55V166L53 165ZM86 164H87V167H85L86 166ZM99 164V163H98ZM133 164V163H132ZM139 164H141V163H139ZM171 164H173L172 166H173V168H172V166H171ZM52 165V166H51ZM69 165V167H67ZM126 165H128V164H126ZM167 165V166H166ZM176 165H178V166H176ZM192 165H194V166H192ZM256 165V166H255ZM4 166V167H5ZM7 166H9L8 167V169H7ZM26 166V167H25ZM47 166V168L49 169V167ZM58 166V167H57ZM59 166H60V170H62V171H60V170H57V168L59 169ZM80 166V167H79ZM128 166H130L131 167V165H128ZM127 166V167H128ZM136 166V167H135ZM135 166H133L134 168H135V170H139L140 169V166H139V168H137L138 166H137V164H135ZM160 166L158 167L159 169H160ZM176 166V168H179V169H177L176 170V168L174 169V167ZM223 166V167H222ZM54 167V168H53ZM57 167V168H56ZM85 167V168H84ZM10 168V169H9ZM66 168H67V170H66ZM69 168V169H68ZM88 168V169H87ZM133 168V169H134ZM137 168V169H136ZM35 170H36V172L38 171L36 168H34ZM51 168L49 169L50 171L52 170ZM55 169V170H54ZM130 169V168H129ZM157 169V170H156ZM170 170V172H169V174H168V172H166L167 170ZM259 169V170H260ZM35 170H34V172H33V174H32V176L36 173L35 172ZM39 170H41V169H39ZM66 170V171H65ZM69 170V171H68ZM126 170V169H125ZM141 170H143L142 168L140 169V171ZM161 170V169H160ZM19 171V172H18ZM46 171V170H45ZM50 171H46L47 173L49 172V173H51ZM60 171V172H59ZM68 171V172H67ZM83 171V170H82ZM85 171V170H84ZM129 171V170H128ZM146 170H144V172H145ZM149 171L150 170H148V173H149ZM152 171H150V173L152 172ZM18 173V174H13V173ZM30 172V173H29ZM129 172H132V171H129ZM157 172V173H156ZM159 172V173H158ZM166 172V173H165ZM0 173V175H1V180L3 179V181H1L0 180V183H2L3 182V184H6V182H7V184H8V182L10 181V180H8V179H6V180H8V181H6V182H4L5 180V177L6 176H4L5 175V173H3L4 175H3V177L4 178H2V174ZM28 173H29V175H28ZM38 174L39 173H41V172H37ZM36 173V176L38 175ZM47 173H45V174H47ZM57 173V172H56ZM55 173V174H56ZM58 173H57V175H58ZM60 173V174H61ZM75 173H76V171H75ZM82 175H81V174ZM85 173V172H84ZM87 174H85V176H89V174L91 175V173L92 172H86ZM147 173V174H148ZM52 174V173H51ZM54 174V175H55ZM62 174L60 175L62 178H68V177H64V176H62ZM72 174V173H71ZM77 174V173H76ZM76 174H74V172H73V176H70V177H74ZM78 174H80L81 176H83V172H78ZM78 174L76 175V176H78ZM162 174V175H161ZM9 175V176H8ZM27 175V176H26ZM41 175V174H40ZM59 176V175H58ZM160 176H159V178H160ZM176 175H173V176H168V178L169 177H175ZM23 177V176H22ZM61 177H59V178H61ZM11 178V179H12ZM177 178L179 179V176L177 175ZM174 179V178H173ZM23 181V182H22ZM150 181H149V183H150ZM12 182L13 181H11V184H12ZM15 182V181H14ZM13 182V183H14ZM14 183V184H12L13 186H15V185H18V186H20L21 185V183L20 184H17V183ZM157 182H159L158 181V179H157ZM148 183V184H149ZM153 183H151V184H153ZM155 183L153 184V185H155ZM161 183H157L158 185H156L157 187H156V189L154 188L155 186H153V190L155 191V192H157V188H159V189H161V192H159L160 194L161 193H163V188L164 187H166L167 185L165 184V186H160V184ZM2 184V185H3ZM11 184H8V185H10L9 187H11V189H13L14 187L13 186H11ZM147 184V183H146ZM146 185V187H148L149 185ZM1 184H0V188L2 187H4V186H2ZM23 185V184H22ZM18 186H16V187H18ZM151 186V185H150ZM148 187V189L150 188L151 190H152V187ZM159 186V187H158ZM7 187V189L8 190H10V188L8 187V186H6ZM6 187H5V190H7L6 189ZM168 188V187H167ZM175 188H177V186L175 187ZM4 189V188H3ZM177 189H179V187L177 188ZM0 190H2V189H0ZM153 190H152V192H153ZM168 190H170V188H168L167 189V191ZM171 191H173V190H171ZM145 192L147 193L148 191H146L145 190ZM154 192V194H158V195H160L159 193H155ZM164 192H165V190H164ZM177 193V192H176ZM180 193V192H179ZM147 196H145V198H147V197H150V198H154V196L152 197V196H150L148 193L146 194ZM149 195V196H148ZM157 195V196H158ZM143 196V197H144ZM244 196V195H243ZM159 197V196H158ZM157 197V198H158ZM233 197V196H232ZM231 197V198H232ZM240 197V196H239ZM238 197V199L236 198V199H231L229 202H231L230 203V205H232V207L230 206V205H228V203H226L228 206H230L231 208H233V206H234V204H235V206L236 207H238L237 208V210H239V209H241L242 210V207L243 208H245L246 210H243V211H247V209H248V207H250V206H247L246 205V201L244 200V198H242V199H240ZM157 198H155L154 200H152V202L154 203V201H155V204H156V202L160 199H157ZM147 199H149V198H147ZM215 199V201H216V199L217 198H211V199H209L210 201H212V200H214ZM157 200V201H156ZM244 202H243V201ZM205 201V200H204ZM219 201V199H217V202ZM254 201H258V202H260L261 203V201H259V200H254ZM254 201H252V203L254 204ZM128 202H130V201H128ZM128 202H126V203H128ZM203 201H199V203H202ZM206 202H208V203H206ZM217 202H215V203H217ZM257 202V205L259 204ZM199 203H197L198 205L197 206H199L198 208H200L201 207V205H199ZM205 204H208L209 205V203H211V205L208 207V205H207V208H208V210L210 211V209L212 210V211H210L209 213L211 214V217H212V215H214L213 216V218L212 219H214V217L216 216V213H214V211L216 210L217 211V209H218V211H220L221 212V210H224V208H225V203L223 204V201H221V204H220V201L218 202L220 205H219V207H218V203L217 204H215L214 203V201H212V202H209V201H205L204 202ZM203 203V204H204ZM232 203H234V204H232ZM193 204H195L194 205V208H197V206H196V202L195 203H193ZM252 204V205H253ZM261 204H263V203H261ZM260 204V205H261ZM126 205V204H125ZM213 205H214V208H212L213 207ZM257 205H255L254 204V206H252V209H253V207H259V206H257ZM128 206V205H127ZM206 206V205H205ZM217 206V207H216ZM227 206V207H228ZM234 206V207H235ZM216 207V208H215ZM227 207H226V210H227ZM230 207H228V208H230ZM241 207V208H240ZM261 207H263L264 208V206H262L261 205ZM261 207H260V209H261ZM207 208H206V210H207ZM219 208H221V210H219ZM251 208V207H250ZM249 208V209H250ZM202 209H205V207L203 208V205H202ZM235 209V208H234ZM234 209H231L232 211L234 210ZM248 209V210H249ZM251 209V210H252ZM235 211V212H238V211ZM241 210H239V212L241 211ZM249 210V212H250V214H252V216H253V213H254V210ZM195 211L197 212V210L195 209V210H193L192 212H193V214L195 213ZM229 211H230V209H229ZM192 212H189V213H184V217H185V215L187 216V214L189 215H191V213ZM214 213V214H213ZM191 215V216H193L194 217V219H201V217H203V218H206V217H208V218H210V215L208 216V213H204V215H203V213L201 214V212H197V213H195V215ZM218 215L215 217V219L219 216V213H217ZM250 214H248L247 215V217L248 216H250ZM257 214V213H256ZM256 214L254 215L255 217H253V220H254V218H256V220L258 219L259 220V217L257 218L256 217ZM199 215V216H198ZM200 215H201V217H200ZM233 215V214H232ZM258 216H259V213L257 214ZM251 216V217H252ZM188 217V216H187ZM187 217H185V218H187ZM220 218L222 217L221 215L219 216ZM230 218L228 219V216H227V218H225V216L223 217V219L225 218V220L227 219V221L228 220H230V219H232L231 221H233V219H235L237 222L240 220L241 221V219L239 218V216L237 215V216H229ZM242 217V216H241ZM244 217H246V216H243V218H242V221H243V219H244ZM246 217V218H247ZM249 218V219H252V218ZM191 218V217H190ZM190 218H188V219H190ZM238 218H239V220H238ZM222 219V218H221ZM100 220H102V219H99V221ZM234 220V221H235ZM252 220V221H253ZM256 220H254L253 222H256ZM258 220H257V222H258ZM235 221V222H236ZM250 222V221H249ZM256 222V223H257ZM177 224V223H176ZM242 232H243V230H241ZM240 230H239V232H241ZM237 232V231H236ZM246 232V230H244V232H243V234ZM238 233V232H237ZM240 234V233H239ZM242 234V233H241ZM235 235V234H234ZM236 236V235H235ZM244 236H245V238H246V236H247V234H244ZM237 237H239L238 235H237ZM240 238H244L243 236H241ZM247 239V238H246ZM246 239H244V240H246Z\"/></svg>", "mask_w": 264, "mask_h": 264}]
</instances>
